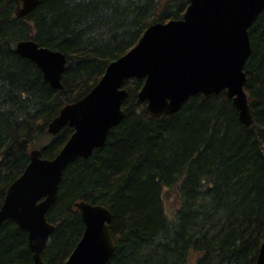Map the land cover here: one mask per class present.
Instances as JSON below:
<instances>
[{"label":"trees","instance_id":"16d2710c","mask_svg":"<svg viewBox=\"0 0 264 264\" xmlns=\"http://www.w3.org/2000/svg\"><path fill=\"white\" fill-rule=\"evenodd\" d=\"M189 0H41L25 17L17 0H0V207L31 151L54 158L74 132L50 122L84 97L107 66L157 22L182 18ZM244 70L253 123L246 125L225 91L189 97L160 117L136 105L144 79H131L126 116L103 147L64 170L46 217L56 227L46 264H65L85 223L75 203L107 205L116 249L106 264H257L264 241V9L250 28ZM32 38L61 51L62 89L16 51ZM174 188L176 207L167 209ZM170 211V212H169ZM33 264L28 233L0 227V264Z\"/></svg>","mask_w":264,"mask_h":264},{"label":"water","instance_id":"95a60500","mask_svg":"<svg viewBox=\"0 0 264 264\" xmlns=\"http://www.w3.org/2000/svg\"><path fill=\"white\" fill-rule=\"evenodd\" d=\"M40 1L17 0L16 14L25 17ZM263 9L264 0H189L182 18L150 25L84 97L60 110L49 132L55 135L68 125L73 134L52 159L33 149L28 166L9 185L0 207V227L12 220L27 231L33 264H46L43 251L56 227L46 214L57 199L65 168L103 147L109 131L126 116L123 103L129 79H144L136 104H145L152 117L176 112L193 95L225 91L240 120L253 123L244 67L252 52L250 28ZM16 51L36 63L53 87L63 88L64 53L31 38L19 41ZM75 206L85 230L65 264H106L116 249L111 209L88 201ZM257 264H264V241Z\"/></svg>","mask_w":264,"mask_h":264},{"label":"rangeland","instance_id":"374dc122","mask_svg":"<svg viewBox=\"0 0 264 264\" xmlns=\"http://www.w3.org/2000/svg\"><path fill=\"white\" fill-rule=\"evenodd\" d=\"M45 47V46H44ZM47 48H49V47H47ZM51 49V48H50ZM53 50V49H52ZM54 51H58V50H54ZM108 67V66H107ZM107 69V68H106ZM131 79H133V78H131ZM131 79H129L128 81H127V83H126V85L128 84V82L131 80ZM138 79V78H137ZM144 84V83H143ZM125 85V88L127 89V86ZM128 90V89H127ZM129 92V91H128ZM139 93V92H138ZM137 105V104H136ZM137 106H142V105H137ZM175 192H177V190H175L174 191V188L172 189V191H171V193H170V197H169V199H168V197H166L167 199H166V206H167V209L168 210H170V211H173L174 209H175V207H176V203H175V200H173V199H175V197L177 196L176 194H175ZM169 211V212H170ZM189 264H195V256H193L190 260H189Z\"/></svg>","mask_w":264,"mask_h":264},{"label":"bare ground","instance_id":"6f19581e","mask_svg":"<svg viewBox=\"0 0 264 264\" xmlns=\"http://www.w3.org/2000/svg\"><path fill=\"white\" fill-rule=\"evenodd\" d=\"M32 39V38H31ZM104 205V204H103ZM105 206H107V205H105ZM108 207V206H107ZM109 208V207H108Z\"/></svg>","mask_w":264,"mask_h":264}]
</instances>
